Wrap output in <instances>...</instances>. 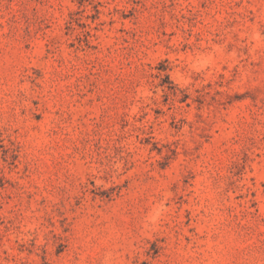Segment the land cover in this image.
I'll list each match as a JSON object with an SVG mask.
<instances>
[{
	"label": "rangeland",
	"instance_id": "obj_1",
	"mask_svg": "<svg viewBox=\"0 0 264 264\" xmlns=\"http://www.w3.org/2000/svg\"><path fill=\"white\" fill-rule=\"evenodd\" d=\"M0 264H264V0H0Z\"/></svg>",
	"mask_w": 264,
	"mask_h": 264
}]
</instances>
